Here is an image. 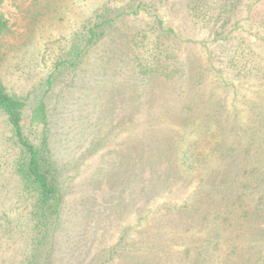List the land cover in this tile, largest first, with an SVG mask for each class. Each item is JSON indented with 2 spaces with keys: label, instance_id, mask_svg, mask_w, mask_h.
Wrapping results in <instances>:
<instances>
[{
  "label": "rangeland",
  "instance_id": "374dc122",
  "mask_svg": "<svg viewBox=\"0 0 264 264\" xmlns=\"http://www.w3.org/2000/svg\"><path fill=\"white\" fill-rule=\"evenodd\" d=\"M0 18V81L36 143L44 95L62 194L36 232L0 112V264L262 260L264 0H0Z\"/></svg>",
  "mask_w": 264,
  "mask_h": 264
},
{
  "label": "trees",
  "instance_id": "16d2710c",
  "mask_svg": "<svg viewBox=\"0 0 264 264\" xmlns=\"http://www.w3.org/2000/svg\"><path fill=\"white\" fill-rule=\"evenodd\" d=\"M247 18L249 19V16ZM102 23L103 21L100 23L96 21L93 24L91 23V25H84L81 28L80 33L87 36V41L84 46L85 50L104 34V32H98L96 30L98 25ZM6 26V21L0 18V36L5 32ZM80 56L74 62H71L73 63L72 65L78 62ZM24 108L25 102L10 95L0 81V112L5 115L16 138V142L21 148L20 156L15 163L16 172L21 177L25 187L32 191L34 195V201L30 211V220L33 224V229L36 232H41L46 226L52 224L56 230L60 220L62 194L58 186L56 170L48 156L46 136L48 114L44 102V95L38 99L29 115L30 125L41 124L44 128L42 137L37 143L27 138L23 133L22 122L24 120ZM257 264H264V257Z\"/></svg>",
  "mask_w": 264,
  "mask_h": 264
}]
</instances>
